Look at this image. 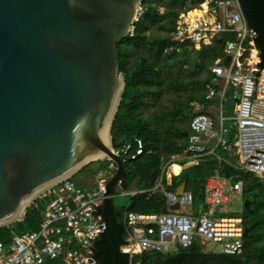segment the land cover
<instances>
[{
  "label": "water",
  "instance_id": "95a60500",
  "mask_svg": "<svg viewBox=\"0 0 264 264\" xmlns=\"http://www.w3.org/2000/svg\"><path fill=\"white\" fill-rule=\"evenodd\" d=\"M141 2L0 0V227L85 166L109 160L115 169L102 214L118 263L109 200L126 184L111 130L126 83L116 45L131 33ZM184 190L185 182L176 188Z\"/></svg>",
  "mask_w": 264,
  "mask_h": 264
},
{
  "label": "built area",
  "instance_id": "2783aa9c",
  "mask_svg": "<svg viewBox=\"0 0 264 264\" xmlns=\"http://www.w3.org/2000/svg\"><path fill=\"white\" fill-rule=\"evenodd\" d=\"M190 8L177 16L170 43L190 48L209 45L222 34H230L222 44L223 58L210 68L211 78L205 84V96L193 103L194 115L189 121L186 157L191 165L205 158L222 162L221 153L233 150L242 170L264 180V70L252 61L257 33L242 14L239 0H179ZM143 15L138 5L135 22ZM133 28L131 30V35ZM257 56V51H256ZM229 58L228 64L224 60ZM259 72V74H257ZM236 99L232 115L223 125L227 88ZM218 100L215 120L210 108ZM231 136V140H229ZM124 164L143 152V142L134 138L113 148ZM226 177L218 171L205 182L204 205L199 214L183 212L194 201L189 191L177 193L162 188L158 182L151 193L160 191L167 206L177 210L164 213L125 212V243L119 253L130 257L142 252L173 253L188 250L195 243L211 244L222 255L241 252L244 229L238 216L218 217L237 195H243L241 180ZM107 177L96 178L95 186L86 188L71 179L52 189L36 231L14 234L8 244L0 242V264H44L60 259L61 264H100L94 257L95 243L106 233L102 205Z\"/></svg>",
  "mask_w": 264,
  "mask_h": 264
},
{
  "label": "trees",
  "instance_id": "16d2710c",
  "mask_svg": "<svg viewBox=\"0 0 264 264\" xmlns=\"http://www.w3.org/2000/svg\"><path fill=\"white\" fill-rule=\"evenodd\" d=\"M239 3L248 26L257 33L254 40L259 57L257 67L263 70L264 0H239ZM183 6L184 3L179 0H142V18L133 24L132 35L129 34L116 45L119 73L124 77L126 84L111 130L112 145L115 148L121 143L138 138L143 142V152L134 160L123 164L122 182L126 184L123 192L132 185L138 192L129 195L127 203L121 207L113 200L117 195L116 188L110 192V229L120 247L125 243L126 237L122 222L125 212H166L168 206L162 193L150 192L158 182L162 188L170 191H175L185 182V189L193 195L194 205L203 206L206 179L218 170L226 177L235 176V180L242 181L247 206L244 203L239 214L229 216L241 217L247 236L243 237L241 252L233 256L195 254L197 248L194 245L190 248L191 253L183 250L175 254L142 252L133 257L119 253L117 264H196L199 260L201 264H207L208 261L211 264H264V180L237 168L236 158L229 157L225 152L224 157L230 165L225 173H222L215 160L205 158L196 165L183 168L178 175L171 177L170 183L167 182V167L174 163L170 169L177 174L180 169L177 164L186 163L184 158L173 160L172 157L183 156L179 146L185 141L182 132L187 129L193 116L192 103L203 100L204 85L211 78L209 67L216 59L223 58L222 44L232 38L230 34H222L210 45H201L199 48L171 44L169 35ZM160 7L163 8L162 11ZM151 28H155L159 34H151ZM191 60L195 61L194 71L197 74L201 71L206 73L203 78L198 77L183 86L186 89L193 87L191 93L185 99H180L177 105L163 110L160 114L145 112L152 108L160 97L165 79L167 82L169 79V86H181L171 79L170 72H182ZM97 162L106 164L102 167L114 173L115 166L109 160ZM76 175L71 178L72 181ZM52 197L53 195L48 194L39 197L26 208L17 222L0 227V242L8 244L14 234L38 230L44 208ZM118 211L120 214H117ZM113 255L112 245L104 233L95 243L94 257L100 264H113ZM44 264H61V261L57 259Z\"/></svg>",
  "mask_w": 264,
  "mask_h": 264
},
{
  "label": "rangeland",
  "instance_id": "374dc122",
  "mask_svg": "<svg viewBox=\"0 0 264 264\" xmlns=\"http://www.w3.org/2000/svg\"><path fill=\"white\" fill-rule=\"evenodd\" d=\"M160 10L162 11V8ZM150 33L155 35L159 34V32L155 28H151ZM136 56L137 53H135L134 57ZM255 60L254 62H256ZM194 64L195 61L191 60L189 62V65H187L182 72L177 73L176 70L170 72L171 79L174 82L180 84L181 86H175V87L169 86L168 85L169 79L168 82L167 79H165L164 80L165 83L163 85L160 97L156 101L155 105L152 108L145 110V112L160 114L163 110H168L172 106L177 105L180 99H185L186 96L191 93L193 87H189L186 89L183 86L198 77L203 78L206 74L205 71H201L197 74L194 71ZM225 124L227 125L228 122L226 121ZM180 157L181 155H177L174 158H180ZM102 166L105 167L106 164L103 165L99 162H95L89 165L86 169L82 170L79 174L76 175L74 181L83 187L90 188L94 185L96 178L100 176L107 177L109 179L113 175V173L110 171V169L103 168ZM132 189L133 187H130L126 192H123L122 189L116 188L117 195L113 198L114 203L120 207L124 206L129 199V194L131 193ZM244 200H245L244 196L237 195L233 198L232 204L228 206L232 210L239 212L243 208ZM205 250L210 252L216 251L215 247L211 244H208Z\"/></svg>",
  "mask_w": 264,
  "mask_h": 264
},
{
  "label": "crops",
  "instance_id": "0c3cea01",
  "mask_svg": "<svg viewBox=\"0 0 264 264\" xmlns=\"http://www.w3.org/2000/svg\"><path fill=\"white\" fill-rule=\"evenodd\" d=\"M182 2V1H181ZM184 3V6H183V8L180 10V12L178 13V15L180 14V13H182V12H184L185 10H187L188 8H190L191 6H190V4L188 3V2H183ZM162 7H160V9H161ZM162 10H163V8H162ZM161 11V10H160ZM177 15V16H178ZM177 19V18H176ZM176 21V20H175ZM175 25V24H174ZM210 45V44H209ZM196 48H199V47H196ZM257 50L255 49V52H256ZM252 58V57H251ZM253 59V58H252ZM255 59H256V62H254V59L252 60L253 61V63H255L256 65L259 63V57H258V51H257V56L255 55ZM228 62L229 61H227V59L226 60H224V64H228ZM210 68H211V66L209 67V70H210ZM264 70V69H263ZM211 72V71H210ZM257 74H259V72H257ZM212 76V75H211ZM210 80V79H209ZM209 80L207 81V82H209ZM203 93H204V96H205V93H206V90H205V85H204V88H203ZM226 94H227V96L229 97V100L227 101V103L225 104V110H224V114H223V117H224V120H223V125L224 126H228L229 125V121H228V117L229 116H231L232 115V112H233V108H234V106H235V103H236V99H234L232 96H233V94H234V92H233V89L232 88H230V87H228L227 88V90H226ZM203 96V97H204ZM192 106H193V103H192ZM218 107V100L216 99L215 101H214V104H213V106H211V108H210V111H211V113H210V116L212 117V119L213 120H215V117H216V108ZM192 112H193V115H194V111L192 110ZM193 117V116H192ZM191 120V119H190ZM228 122V124L226 125L225 124V122ZM188 132L187 133H189V122H188V125H187V129H186ZM183 132H186V131H183ZM182 132V133H183ZM183 136V135H182ZM187 136H188V134H187ZM187 136L186 137H184L185 138V143H183V144H186V139H187ZM229 140H231V136H229ZM183 144H181V145H183ZM180 145V146H181ZM180 150V149H179ZM181 151V150H180ZM185 151H186V149L184 150V151H182L183 152V156H181L180 158H174L175 156H177V155H175V156H173L172 157V159L173 160H180L181 158H184V159H186V163L184 164V165H180V164H177V165H179V167H180V169H179V172L177 173V174H175V173H173V172H171V169H170V167L172 166V165H174V163L173 164H170L168 167H167V172H166V178H167V182L168 183H170L171 182V177L172 176H176V175H178L180 172H181V170L183 169V168H185V167H189V166H193V165H191L190 164V161L187 159V157H186V153H185ZM225 152H227L228 153V156L229 157H231V158H236L235 159V164H236V167L237 168H239V169H241L240 168V163H239V160H238V158H237V156H236V154L234 153V151L231 149V150H227V151H224V152H222L220 155H221V157H222V162L221 163H218L216 160V162H217V164H218V166H219V168H220V170L222 171V164L223 163H226V164H228L229 165V163L227 162V160H226V158L224 157V153ZM209 159H211V160H214V159H212V158H209ZM176 164V163H175ZM230 166V165H229ZM228 169V168H227ZM242 170V169H241ZM216 171H218V170H216ZM215 171V172H216ZM227 171V170H226ZM243 171H245V170H243ZM214 172V173H215ZM219 172V171H218ZM213 173V174H214ZM220 173V172H219ZM223 173V172H222ZM221 174V173H220ZM222 175V174H221ZM211 176V175H210ZM224 176V175H223ZM233 177H235V176H233ZM260 179V178H259ZM95 183H96V180H95ZM95 183H94V185L92 186V187H94L95 186ZM92 187H90V188H92ZM130 187H133V189L131 190V193L129 194V195H134L136 192H138L137 190H135V187H134V185H132V186H130ZM129 187V188H130ZM179 187V186H178ZM86 188H89V187H86ZM114 188H118V189H122L121 188V186L119 185V186H116V187H114ZM113 188V189H114ZM122 191H123V189H122ZM184 191H187L186 189L184 190ZM116 192H117V190H116ZM124 192H126V191H124ZM175 192H177L176 190H175ZM181 191H178L177 193H180ZM183 192V191H182ZM190 192V191H189ZM243 196V195H242ZM245 202V201H244ZM232 204V203H231ZM230 205V204H229ZM244 205V204H243ZM203 209H205V205H203V206H199V207H196L195 205H194V203H193V205H192V207L191 208H186V209H183L182 211L183 212H187V213H194V214H199ZM243 209V208H242ZM242 209L238 212V211H234V210H232L229 206H228V208H225V213H222V212H219V211H216L215 212V215H217L218 217H226V216H229V214H239L241 211H242ZM167 210H169V206L167 207ZM173 211V210H172ZM236 212H238V213H236ZM195 246H196V248H197V250H195L194 252H195V254H201V255H209V254H220V253H218L217 251H215V252H210V251H206L205 250V248L207 247V246H203V245H201V244H199V243H195L194 244ZM193 245V246H194ZM181 250H183V249H180V248H178L176 251H174L173 253H170V254H175V253H178V252H180ZM183 251H189V253H191V251H190V248L188 249V250H183ZM192 255V254H191ZM221 255V254H220ZM196 264H201V261L199 260ZM207 264H211V262L210 261H208L207 262Z\"/></svg>",
  "mask_w": 264,
  "mask_h": 264
},
{
  "label": "bare ground",
  "instance_id": "6f19581e",
  "mask_svg": "<svg viewBox=\"0 0 264 264\" xmlns=\"http://www.w3.org/2000/svg\"><path fill=\"white\" fill-rule=\"evenodd\" d=\"M255 55H256V52L253 51V52H252V58H253L254 60H255ZM253 59H252V60H253ZM255 61H256V60H255Z\"/></svg>",
  "mask_w": 264,
  "mask_h": 264
},
{
  "label": "flooded vegetation",
  "instance_id": "af4514ba",
  "mask_svg": "<svg viewBox=\"0 0 264 264\" xmlns=\"http://www.w3.org/2000/svg\"><path fill=\"white\" fill-rule=\"evenodd\" d=\"M186 132H188L187 130H185ZM185 143V142H184Z\"/></svg>",
  "mask_w": 264,
  "mask_h": 264
}]
</instances>
